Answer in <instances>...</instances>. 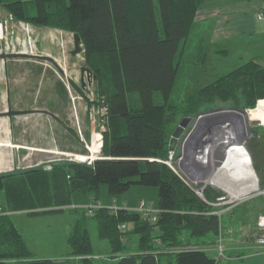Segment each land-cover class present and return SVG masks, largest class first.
I'll return each mask as SVG.
<instances>
[{"label":"trees","instance_id":"1","mask_svg":"<svg viewBox=\"0 0 264 264\" xmlns=\"http://www.w3.org/2000/svg\"><path fill=\"white\" fill-rule=\"evenodd\" d=\"M202 2L0 0V5L17 20L78 33L84 63L109 89L101 155L90 167L57 163L40 171L0 178V264H57L50 258L29 255L6 212L60 210L73 192L97 197L100 184H107L111 195L125 194L132 185L157 187L158 218L154 224L125 207L112 211L99 206L92 214L98 236L108 240L112 255L121 253L114 264L218 263L207 249L192 245H198L199 238L206 236L208 240L200 243L215 245L222 235V216L213 204L219 194L206 187L200 197L166 164L169 137L180 113H195L203 101L233 99L240 89L245 103L253 107L264 98V65L250 58L197 87L180 104L169 101L181 50ZM195 59L202 66L205 63L202 46ZM57 87L65 96L61 81ZM133 92L138 94L137 107L129 104L128 95ZM156 92L160 95L157 101ZM261 141L254 139L246 146L258 173L256 153L263 155L264 169ZM119 223H130V227L121 231ZM131 235L136 236L135 252H128L126 242L120 240L121 236L128 239ZM67 246V255L79 257V264H93L86 226H74ZM175 246L181 248L174 250Z\"/></svg>","mask_w":264,"mask_h":264},{"label":"rangeland","instance_id":"2","mask_svg":"<svg viewBox=\"0 0 264 264\" xmlns=\"http://www.w3.org/2000/svg\"><path fill=\"white\" fill-rule=\"evenodd\" d=\"M223 1L225 0H205L204 4ZM261 12L264 13V10ZM210 33L211 27L209 26V21L197 20L193 23L191 32H189L179 57L177 74L169 96V101L171 103L180 104L182 100L192 94L197 87L212 81L217 76L224 74L231 68L247 61L257 52L263 53V50L253 48L252 43L250 42L251 36H248L245 37L244 43H239V41L223 43V45L227 47L225 48L227 49L225 60H221V57L210 54L209 51L206 50V54H210V56H208L207 61L202 66L197 63L195 55L201 46L204 48L208 44ZM0 35L2 36V38H0V51H21L23 49L22 42L25 40L26 43L28 37H30L32 42L29 43L27 41V45L25 46L27 48H32L34 53H39L43 48H50L51 54L53 52V55L60 62L67 75H71L77 82L79 81V66L84 64V57L78 55L77 58H75L67 53L73 45L72 32H66L57 28H43V26H34L25 21L17 20L4 6L0 5ZM27 51L29 52L30 50ZM252 53L254 54L253 56L251 55ZM29 59L33 60V58ZM39 63H41L46 69V74L44 75L45 78L41 83L39 82V85V83L36 82L39 75L33 74L34 79L29 85V97H26L25 100L28 104L33 103L36 106H38L37 104H43L44 107H48L47 100L49 91L52 87H57V83L61 81L66 88L65 96H61L64 105L57 106L55 104L49 108L60 112L62 116L70 119L72 122L70 124L74 129H76L77 118L85 142L88 144L89 142H92L95 147V153L101 155V147L103 145L102 131L104 130V126L99 121V114L97 113L96 108H94L95 110H91V118H89V115L86 113L85 103L82 99L77 97L75 100H72L73 95L77 96V93L68 85L65 76L49 62L39 61ZM16 79L19 82H23L20 76ZM0 82L1 85L4 82L3 72L1 74ZM235 93L236 97L233 99H216L212 102L203 101L199 105L198 110L193 114L180 113L179 120L183 116H190L193 118L199 113H201V116L196 119L194 118V121L196 122L195 124L191 125V123H189L185 128V131H188V134H185L184 139L179 138L178 145L175 149L177 153L173 155L171 165L177 167V164L179 163L180 166L184 168L183 165L187 163L186 165L188 166V169L186 168L184 172L186 174H189V172L192 173L190 179H192V182H196L193 184L194 186L191 187L194 192L196 194L201 193V196H203V191L206 187H209L213 193L219 194L218 197H216V202L224 200L225 205L223 209L225 208L227 210L223 211V209L220 210L217 208V210H220L219 214L222 216L221 230L225 229L224 231L222 230L223 233L221 235L222 246L225 248V246L229 244L228 242L235 243L240 241L242 243H247L249 248H239L237 250V253L241 255V258H244L250 254H259L260 252L259 248L256 246L255 237L257 233V217L264 211V172L260 171V173H258L253 166L252 160L251 167L253 168L257 180L256 188L242 194L240 190L248 185L249 181L242 178H235L230 175L228 176L226 173L223 174V172L217 168H219V161L221 160L220 157L223 149L228 151L231 146L229 145L226 147V145L230 142L238 140L240 145L246 150L248 149L246 146L252 142L254 143V139L257 143L258 140L261 139V143L264 145V122L259 119L251 118L249 115V111L255 109L258 102L264 101V98L258 99L253 107H249L245 103V98L240 89ZM154 95L156 96V101L159 100V93L156 92ZM91 96L96 97L94 86L92 87ZM128 98L131 107H137L140 105L139 100H137L138 94L136 92L130 93ZM27 102H25V104H27ZM18 105L19 104L15 105V107ZM5 107V96H2V98H0V110L5 109ZM222 107H237L246 110V115H239V118L243 117V119H245L247 125L246 133L242 135L241 131L237 129L236 120L239 119H234L235 117L233 115L226 113V116L212 118V114H223L221 112ZM19 117L24 120H18L19 122H17L21 136L16 141H11V131L9 123L7 122V117L0 118V169H8L11 167L13 156L12 149H14L15 159L18 166L32 165L45 159L67 156L75 157V154L88 153L85 147L72 141L67 135L68 132L58 125V123L51 117L42 114ZM176 117H179V113ZM225 123L230 124V126L227 128L228 133L227 135H224V137L220 134V131H223L222 128ZM176 124H174V126H176ZM21 129L23 130L21 131ZM207 134H209V136L215 134L218 138L214 139L210 144L208 141L209 139L206 140L205 138V135ZM90 137L93 138V140L90 139ZM13 145H15V147ZM71 145L75 150L73 152L60 149V147L64 148L67 146L68 150H71ZM79 149L81 152H79ZM262 149L264 150V147ZM256 154V158L262 161L261 156L263 157V155L261 153ZM180 155H182V157L178 158ZM191 158L196 159V161H192ZM178 159H180V161ZM198 162L200 164H194ZM190 167H193L194 171H197L198 173L193 174V170H190ZM179 174L185 178L183 174ZM207 176H215L217 177L218 182L221 183H210ZM227 186L229 187L227 188ZM100 187H105V192L102 193L99 189L97 197H94L95 195L92 193H83L79 191L73 192L70 195L67 204L61 206L62 208L60 210L49 211L50 208H47L45 211L33 213L29 209H24L6 212V217L19 231L29 255L33 258H50L57 264H79V257L67 255L69 250L67 246V237L73 231L75 225L83 224L86 226L91 240V260L93 264H114L116 258L121 255V253L118 252L112 255L108 240L98 236L96 218L88 213L87 206L94 202L97 206H105L108 208L114 207L112 211H115L120 207L134 210L141 201H144L146 206L156 210L158 197L157 187L132 185L125 194L116 195L108 193L107 184H100ZM139 187H142V190H139ZM124 195H128L129 199L124 197ZM0 197L2 198L3 195ZM115 200H117L118 204L115 203ZM125 201L128 202V205ZM226 221L227 223L232 222L233 224H236L237 233L234 234L233 230H230L231 228L228 229L227 226L226 230V227H224ZM127 226L130 227V223H127L126 227ZM135 240V235H131L128 239L127 237H124L128 252L137 251ZM203 240H208L207 236L200 237L198 240L199 243L197 244L207 247L208 253L214 255L216 252L215 245L208 242L200 243V241ZM198 245L192 246L197 247ZM176 248L180 249L181 247L175 246L174 250ZM226 253L225 249L224 254ZM260 258L264 264V256H261ZM242 263H244L242 259L233 258L230 260H219L217 264Z\"/></svg>","mask_w":264,"mask_h":264},{"label":"crops","instance_id":"3","mask_svg":"<svg viewBox=\"0 0 264 264\" xmlns=\"http://www.w3.org/2000/svg\"><path fill=\"white\" fill-rule=\"evenodd\" d=\"M205 0H203V3L201 4L198 13L196 15L195 20L200 21H209V26L211 27V33L209 36L208 44L204 47L205 49V62L207 61L208 56L210 54H214L216 56L221 57L220 59H226V53L227 48L223 45V43H233L236 41H239V43H244L245 37L251 36L250 42L252 43L253 48H256L258 50H263L262 52H257L255 56L253 53L251 54L255 59L262 65H264V19L258 18L259 12L264 10V0H225L223 2H216V3H210V4H204ZM263 13V12H262ZM194 21V22H196ZM44 28V27H43ZM191 32V30H190ZM203 47V46H202ZM72 47L68 50V54H70V50ZM206 50L209 51V55L206 54ZM44 54V55H50L53 57L58 63H60L56 57L53 55V52L51 54L50 48H43L38 54ZM79 54L71 55L72 57L77 58ZM80 56V55H79ZM214 56V57H216ZM81 57V56H80ZM252 57V58H253ZM258 57V58H257ZM33 60H38L34 59ZM29 58H9L6 61V65H4L3 61L1 60L0 63V79L1 74L3 72L4 82L1 85L0 82V98L2 96H5V100L7 101V96H9L11 106L13 108L17 109H27V108H45L49 109L52 112L58 114L61 118H63L68 124L72 123L70 119L65 118L62 116L60 112H57L55 110L50 109L49 107L52 105L61 106L63 104L62 98L63 94L60 92L58 87H52L50 89L48 94V100L47 104L48 107H44L43 104H35L31 103L28 104V102L25 100L26 97H29L30 92V83L34 79L33 74H38L39 78L36 82H42L45 78L44 75L46 74L45 67L39 63V61H33ZM211 60V59H210ZM42 62V61H41ZM226 62V61H225ZM40 64V65H39ZM2 65V67H1ZM43 67H42V66ZM62 66V65H61ZM81 66V65H80ZM79 66V67H80ZM65 71V70H64ZM65 74L67 75L66 71ZM222 75V74H221ZM21 77L23 82H19L16 78ZM65 76V75H64ZM71 76V75H69ZM80 76V73L79 75ZM220 76V75H219ZM72 77V76H71ZM66 78V77H65ZM46 80V79H45ZM39 83V85H40ZM9 93V95H7ZM65 94V92H64ZM32 96V95H31ZM30 96V97H31ZM23 99V100H22ZM27 102V104H25ZM19 104L17 107L15 105ZM40 105V106H39ZM64 105V104H63ZM63 108V107H61ZM6 109V107H5ZM4 110V109H3ZM1 111V110H0ZM36 115H40L42 113H35ZM33 115V114H28ZM46 115V114H42ZM26 116V115H21ZM48 116V115H46ZM15 118H7V122L9 123L10 131H11V141H16L21 136L19 133V125L17 122L18 120H24L23 118L20 119L18 116H14ZM50 117V116H49ZM0 118H6V117H0ZM19 118V119H18ZM71 125V124H70ZM72 126V125H71ZM12 127V128H11ZM23 129H21L22 131ZM13 144V143H12ZM18 145V144H16ZM82 146V145H81ZM15 147V145H14ZM12 148V147H11ZM71 150H68V147H60V149H64L66 151H75L73 146H70ZM81 149V148H80ZM79 149V151H80ZM225 149H223L224 151ZM12 151V150H11ZM77 151V150H76ZM257 165L259 167V170L264 172L263 167L261 166V160H257ZM1 170V169H0ZM188 174V173H187ZM189 175V174H188ZM191 175H189L190 177ZM105 187H99L101 192H105ZM139 190H142V187H139ZM124 197H127L129 199L128 195H124ZM125 199V200H127ZM126 202V201H125ZM115 203H117V200H115ZM128 205V202H126ZM224 200L223 201H217L214 202V206H217L220 210L224 207ZM118 204V203H117ZM123 205V204H122ZM105 207V206H103ZM130 209V208H128ZM227 209H223L225 211ZM223 215V214H222ZM228 227V229L233 230V233H237L236 231V224H233L232 222L227 223L225 222L224 227ZM226 227V230H227ZM223 230V229H222ZM225 230V229H224ZM223 230V231H224ZM222 231V232H223ZM227 246H225L226 249V259H242L244 263L242 264H263L261 256H264V253L259 254H250L244 258H241V255L237 253V250L239 248H249L247 243H242L240 241L232 243L228 242ZM251 258V259H249ZM225 260V259H224Z\"/></svg>","mask_w":264,"mask_h":264},{"label":"water","instance_id":"4","mask_svg":"<svg viewBox=\"0 0 264 264\" xmlns=\"http://www.w3.org/2000/svg\"><path fill=\"white\" fill-rule=\"evenodd\" d=\"M73 37V48L70 50L71 55L79 54L81 57H84V48L81 43L80 36L78 33H72ZM34 58L41 61H46L51 63L62 75H65L66 81L68 85L77 93L79 98L85 103L86 113L89 115L92 109L96 108L97 113L99 114V121L106 127V118L108 115V107H109V89L105 85L103 81H101L95 73L91 71V69L84 63L79 67V81L77 82L73 77L66 75L64 68L58 63L53 57L50 55L38 54V53H26L23 51H1L0 52V60L3 61L4 65H6V61L9 58ZM94 86L96 90V97H92V87ZM9 95V93H7ZM221 112L222 115L212 114V118H216L217 116H226V113L229 115H233L237 119L239 115L243 114L246 115L247 112L245 109L237 108V107H222ZM235 111V112H232ZM35 113H42L50 116L53 120H55L58 125H60L65 131H67L80 145L85 147L88 152V148L86 146L85 140L80 137L76 129H74L70 124H68L63 118H61L58 114L52 112L49 109L45 108H27V109H17L13 108L10 103L9 96H7L6 101V109L0 111V117H7L11 120L14 116H21V115H28V114H35ZM201 113L197 114L195 117L191 118L190 116H183L178 121L174 129L172 130L169 142H168V150L175 151L179 138L184 139L185 134H188V131H185V128L189 125V123L195 124L194 118H199ZM12 128V127H11ZM189 143V142H188ZM229 145H226V147ZM248 150V149H247ZM12 165L8 169H1L0 170V178L14 176L19 174H24L32 171H40L45 169L46 167H50L53 164L62 163L66 166H85L90 167L92 162L89 159L86 160H78L74 156H67V157H56L51 159H45L38 163L26 166H18L14 149H12ZM249 153V151H248ZM250 155V153H249ZM99 158V157H97ZM97 158H94L97 159ZM192 159V158H191ZM221 159H224V153L222 152ZM192 161H196V159H192ZM194 164H200L194 163ZM222 165L219 164V167Z\"/></svg>","mask_w":264,"mask_h":264},{"label":"bare ground","instance_id":"5","mask_svg":"<svg viewBox=\"0 0 264 264\" xmlns=\"http://www.w3.org/2000/svg\"><path fill=\"white\" fill-rule=\"evenodd\" d=\"M23 51H27V49L24 48ZM249 112H250L249 115H250L251 118L259 119V120H262V122H264V113H263L264 112V101H259L257 107L255 109L249 111ZM237 119H239V120H236L237 121L236 122V127H237V129H239L241 131V133L243 135L244 133L247 132V125H246L245 119H243V117L242 118L240 117V118H237ZM229 126H230V124H227V123H225L223 125V128H222L223 131L222 130L220 131V134H222V136L227 135V133H228L227 128H229ZM0 127H1V125H0ZM205 136H206L205 137L206 140L209 139L208 141L210 142V144L212 143V141L214 139L218 138V136L215 135V134H213L211 136H209V134H207ZM90 139L93 140V138H91V137H90ZM228 145H230L231 147L229 148L228 151H226V150L223 151L224 159L223 160L221 159L219 161V164L222 163V165L219 168H217V169L218 170L220 169L223 172V174L224 173L228 174V176L230 175V176H233L235 178H242V179H246L247 181H249V184L247 182L248 185H246L245 187H243L240 190V192H242V194H245V193L249 192L250 190L256 188V181L257 180H256L255 173L253 171V168L251 167V161H252L251 157H250L248 151L243 146L240 145L238 140H236L235 142H230ZM87 148H88V153L87 154H75L76 159H78V160H86L90 156L92 157V156H94L96 154L95 153V147L93 146L92 142H89V144L87 143ZM207 179L210 181V183L211 182L215 183V184H220L221 183V182H218V179L215 176L214 177L207 176ZM228 187L229 186H227V188ZM233 188H234V186H233ZM240 195H241V193H240Z\"/></svg>","mask_w":264,"mask_h":264},{"label":"built area","instance_id":"6","mask_svg":"<svg viewBox=\"0 0 264 264\" xmlns=\"http://www.w3.org/2000/svg\"><path fill=\"white\" fill-rule=\"evenodd\" d=\"M258 18L260 19H264V13L262 12H259L258 14ZM0 38H2V36L0 35ZM27 41L29 43H31L32 41L30 40V37L27 38ZM27 41L25 43V40L22 42L23 44V49L21 51L24 50V48H26L27 50H30L29 52L28 51H23V52H26V53H34L32 48H27L25 45H27ZM5 48H8V47H5ZM14 51V50H12ZM1 52V51H0ZM8 52V51H7ZM69 88V87H68ZM79 97L78 95L75 96L73 95L72 97V100H75V98ZM89 118H91V112L89 113ZM97 123V122H96ZM102 124V123H101ZM76 131L78 132V134L80 135V137H82V132L80 130V127H79V122L76 118ZM95 130V129H94ZM83 138V137H82ZM84 139V138H83ZM86 146H87V143H86ZM183 148V147H182ZM181 149V148H180ZM182 151V150H181ZM99 152V151H98ZM177 152L176 151H170L169 153V157L168 159L165 161L167 165H169L174 172H176L179 176L181 174L184 175V177L186 178H183L182 176H180L187 184L190 185V187L194 186L193 184L196 183V182H192V179H190L189 175H191L192 173L189 172V175H187L184 170L187 168L188 169V166L186 165L187 163H185L183 165L184 168H182L180 166V164L178 163L177 164V167H175L174 165H171V160H172V157L174 154H176ZM97 157H100L99 155H94V156H90L88 159L90 162H93L94 161V158H97ZM182 155H180V157L178 158H181ZM180 161V159H178ZM182 165V164H181ZM191 169L190 170H193V174H196L198 173L197 171H194V168L193 167H190ZM196 190H199V189H196ZM197 195H199L200 197H203L201 196L202 194L201 193H198ZM222 197V196H220ZM221 199V198H220ZM99 206H97V204L95 205L94 202L90 203V205L87 206V211L89 214H93V212L95 211L96 208H98ZM110 210H113L114 207H109ZM136 212H138L143 218H145L147 221H149L150 223L154 224L158 218L157 214H158V210H153L151 208H149L148 206L145 205L144 201H141L139 203V205L137 206L136 209H134ZM218 215L220 210H216L215 211ZM256 228H257V233H256V237H255V243H256V246L259 248V253H264V211L258 215L257 217V222H256ZM118 229L123 231L126 229V224L125 223H119L118 225ZM123 237V238H122ZM121 241H124V236H121L120 238ZM192 247H195V246H192ZM197 247H200V248H205L207 249V247L205 246H197ZM215 248H216V252L214 253V257L217 259V261L219 260H224L227 258L226 254H224V246H222V239H221V235L217 238V242L215 244Z\"/></svg>","mask_w":264,"mask_h":264},{"label":"flooded vegetation","instance_id":"7","mask_svg":"<svg viewBox=\"0 0 264 264\" xmlns=\"http://www.w3.org/2000/svg\"><path fill=\"white\" fill-rule=\"evenodd\" d=\"M95 110V109H94Z\"/></svg>","mask_w":264,"mask_h":264}]
</instances>
